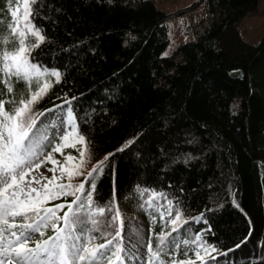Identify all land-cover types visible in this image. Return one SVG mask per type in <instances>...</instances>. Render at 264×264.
I'll use <instances>...</instances> for the list:
<instances>
[{"label":"trees","instance_id":"obj_1","mask_svg":"<svg viewBox=\"0 0 264 264\" xmlns=\"http://www.w3.org/2000/svg\"><path fill=\"white\" fill-rule=\"evenodd\" d=\"M202 1L195 39L162 55L166 21L193 7L166 13L153 0H37L33 23L46 40L32 55L59 71L61 82L45 76L29 88L13 77L12 93L0 82V100L7 101L6 110L14 109L48 81L34 119L50 109L66 117L74 110L90 149L84 161L93 163L92 170L108 157L92 193L93 207L106 210L95 218L98 227L103 231L117 208L122 220L121 205L128 203L140 219L138 239L125 237V223L113 246L122 243L128 253L136 249L146 264H179L191 246L203 257L200 264H264V33L247 42L237 28L261 0ZM24 2L0 0V39L8 36L9 50L17 46L8 29L9 9L19 4L22 17ZM34 41L28 36V44ZM81 147L71 152L74 163ZM81 182L87 196L88 175L73 186ZM152 193L158 197L152 199ZM177 211L181 220L172 232ZM198 232L215 252L205 253L193 242ZM52 235L45 229L39 239ZM94 235L97 245L112 239ZM161 235L168 247L153 259L149 246L159 251Z\"/></svg>","mask_w":264,"mask_h":264},{"label":"snow or ice","instance_id":"obj_2","mask_svg":"<svg viewBox=\"0 0 264 264\" xmlns=\"http://www.w3.org/2000/svg\"><path fill=\"white\" fill-rule=\"evenodd\" d=\"M36 3L37 0H31V3L25 0L22 17H18L19 4L17 10L11 12L12 21L8 29L11 36L16 38L17 46L9 50L6 47L9 43L8 36L0 39V45L5 46L0 48V82L5 83L8 93L13 92L10 83L13 77L17 81H25L29 88L33 80L39 84L40 79L45 76L54 77L55 83L61 82L59 71H50L37 63L32 55L33 51L46 40L41 29L33 23L32 5ZM28 36L35 38L34 43H27ZM49 87L50 83L45 81L41 87L31 93L28 99H21L19 106L14 109L6 110L7 101L0 100V264H125L126 260H139L140 258L135 255L130 256L122 243L113 246L115 240L122 239L123 222L118 208L115 214L104 222L103 231L98 227L101 222L95 219L98 216H105V208L93 207L95 202L92 193L96 191V180L103 173L108 157L106 156L104 161H100L88 172L90 183L87 196H84V182L79 183L78 186H73L71 183L74 177L82 175L79 169L90 151L86 136L77 125V117L73 114V109H68L66 120L62 117L61 125L58 127L57 143L45 158L53 164L52 168L47 169L53 173L52 177L43 178L46 183H41L35 177L26 181V177L30 176L33 169L41 166L40 163L33 164L34 158L43 154L46 141L51 142L47 137L41 140L34 135L30 136L37 123L33 117L34 105L42 98V94H46ZM38 114L44 115L42 112ZM53 127L57 126L53 125ZM77 144L82 146L78 149L79 163H73L77 157L72 154L66 155L65 163L60 165V174L57 176L56 166L59 161L53 158L52 152L64 155V148H76ZM65 178L67 182H58ZM33 183L39 184L40 188L33 187ZM67 196L73 197L68 204L46 206L51 200ZM157 197L158 194L152 193V199ZM147 203L151 206L152 200ZM168 204V214L172 215V201L169 200ZM65 208L67 211H64ZM61 212H63L62 216ZM199 219L197 218V221ZM180 220L181 214L177 211L175 218L170 221L174 225L172 232L178 230L175 226ZM49 228L54 235L39 239L45 236V229ZM113 228L114 234L108 231ZM96 232H100L101 237L111 235L112 239L97 245L94 235ZM202 235L203 233L198 232L193 242L205 253L215 252L214 246L202 241ZM159 240L161 245L159 251H152L149 246L153 259H157L160 252L168 247L163 235ZM183 243L187 245L189 241L185 240ZM194 254L197 259H203L200 251H195ZM211 258L216 259L214 256ZM160 264H164V261L161 260ZM170 264L177 262L172 260ZM179 264H193V262L180 261Z\"/></svg>","mask_w":264,"mask_h":264},{"label":"rangeland","instance_id":"obj_3","mask_svg":"<svg viewBox=\"0 0 264 264\" xmlns=\"http://www.w3.org/2000/svg\"><path fill=\"white\" fill-rule=\"evenodd\" d=\"M153 2L157 8L166 13H173L180 9L193 7V10H190L183 15L175 16L166 21L164 29L168 37V44L165 50L162 52V55H169L179 44L195 39L196 31L199 27V21L204 15L202 0H153ZM16 10L17 6H13L11 8V11ZM237 28L243 39H245L247 42H255L259 39V37L264 33V0L260 1L255 14L244 18L237 25ZM62 117L63 116L57 112L49 113V115L40 119L39 123L30 134V136L34 135L35 138L41 140L47 137L51 142L48 143L46 141L43 154L38 158H34L33 164L40 163L41 166L38 169L34 168L30 176L26 177V181L31 180L32 177H35L37 180H40L41 183H46V180L43 178L46 177L50 179L52 177L53 173L47 171V169L52 168L53 164L47 161L45 158L48 153L51 152L53 146H55L57 143V137L59 136L58 127L61 125ZM53 125H56L57 127H53ZM76 149L77 148L70 147L64 148V155L52 152L53 158L59 161V164L56 166L57 176L60 174V165L65 163V156L70 154V151H76ZM91 161L95 162L94 160ZM91 165H93V163L88 161L86 158L83 166L79 169L82 175L74 177L71 180V183H77L78 181L85 178L88 172L91 171ZM32 186L40 188L39 184L33 183ZM121 213L125 215V217L122 219L123 228L127 224V232L125 233V237L129 238L134 236L136 239H138V230L135 227V225H137L140 221L137 216L138 213L133 208L131 209L128 206L121 207ZM195 251H197L195 247H190L188 254L184 256L185 261H192L193 264L201 262V259L196 258L194 254Z\"/></svg>","mask_w":264,"mask_h":264}]
</instances>
